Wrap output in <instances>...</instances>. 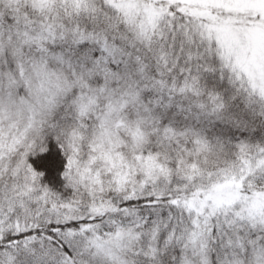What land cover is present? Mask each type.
<instances>
[{"label": "snow or ice", "instance_id": "6c2138e0", "mask_svg": "<svg viewBox=\"0 0 264 264\" xmlns=\"http://www.w3.org/2000/svg\"><path fill=\"white\" fill-rule=\"evenodd\" d=\"M0 264H264V0H0Z\"/></svg>", "mask_w": 264, "mask_h": 264}]
</instances>
